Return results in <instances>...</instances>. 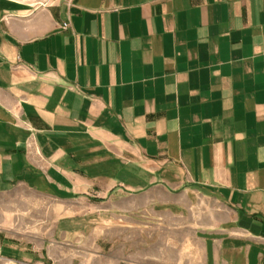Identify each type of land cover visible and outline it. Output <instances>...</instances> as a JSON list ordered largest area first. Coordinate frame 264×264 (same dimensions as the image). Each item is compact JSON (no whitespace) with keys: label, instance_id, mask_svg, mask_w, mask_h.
<instances>
[{"label":"crops","instance_id":"1","mask_svg":"<svg viewBox=\"0 0 264 264\" xmlns=\"http://www.w3.org/2000/svg\"><path fill=\"white\" fill-rule=\"evenodd\" d=\"M18 189L58 216L0 231V264H115L102 210L190 230L167 240L187 264L192 244L264 264V0H0V193Z\"/></svg>","mask_w":264,"mask_h":264},{"label":"rangeland","instance_id":"2","mask_svg":"<svg viewBox=\"0 0 264 264\" xmlns=\"http://www.w3.org/2000/svg\"><path fill=\"white\" fill-rule=\"evenodd\" d=\"M52 205L51 199L25 189L0 193V231H12L23 239H39L58 216L53 209L47 210ZM103 214L107 218L106 225L93 232L99 239L92 247L100 253L114 255L115 264H121L119 259L122 264H187L186 260H180V252L185 255L187 245L171 244L167 240L176 241L180 236H190V230L165 227L150 212L136 211L130 217L110 210H102L101 216ZM190 246L188 264H202L199 254L192 248L194 244Z\"/></svg>","mask_w":264,"mask_h":264},{"label":"built area","instance_id":"3","mask_svg":"<svg viewBox=\"0 0 264 264\" xmlns=\"http://www.w3.org/2000/svg\"><path fill=\"white\" fill-rule=\"evenodd\" d=\"M64 26H66V24H64Z\"/></svg>","mask_w":264,"mask_h":264}]
</instances>
